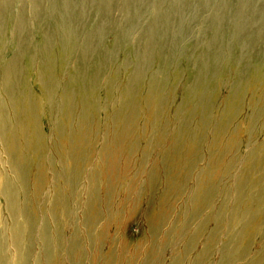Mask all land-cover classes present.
<instances>
[{
  "label": "rangeland",
  "instance_id": "rangeland-1",
  "mask_svg": "<svg viewBox=\"0 0 264 264\" xmlns=\"http://www.w3.org/2000/svg\"><path fill=\"white\" fill-rule=\"evenodd\" d=\"M27 1L0 15L5 263L15 232L25 264H264V0H76L66 39Z\"/></svg>",
  "mask_w": 264,
  "mask_h": 264
},
{
  "label": "bare ground",
  "instance_id": "bare-ground-1",
  "mask_svg": "<svg viewBox=\"0 0 264 264\" xmlns=\"http://www.w3.org/2000/svg\"><path fill=\"white\" fill-rule=\"evenodd\" d=\"M4 1L3 0H0V15H1V12L2 13L4 12L3 5H2V3ZM71 1H76V0H56V1H54V0H40V1L39 0H29L26 3L27 4V11L28 12L27 13H23V14H19V12H18L14 16H16L15 18H25V20H26L25 21V26L28 27V30L30 32H36V30H38V28L37 27L36 28H32L31 27L32 22L35 20V23L37 22V24L40 25L42 23V21H43V18L47 17V13L48 12L53 13L55 16H59L61 18V20H62L61 24L56 25V30H60V31L64 32V34H63V38L64 39H66L68 37L71 38L70 30H71V27H72V18L71 17H68L66 15L67 6H64V5H68V4L69 5L75 4V3H72ZM181 1L178 4H176V5H172V7H174V8L177 9V15L179 14V11H180V14L178 15V18H179V20L181 19L182 21H181V25H179V26L185 27L186 24H187V21H192L194 19V17L197 15L196 12H193V11H195L194 9L196 8V5L195 6H185V4H182L181 5ZM201 1L203 3L202 6L206 7V5L210 1H213V0H201ZM214 1H217V0H214ZM44 3H47L48 7H44L43 6ZM104 4L99 5L101 8H103V10L105 8L104 7L105 6ZM220 4L223 5V1ZM55 7L59 8L60 9V12L57 11V10H54ZM4 8H6V5L4 6ZM9 8H10V5H9ZM34 9H36V11H39L40 15L39 16H34V17L30 18L28 13H33ZM208 9L209 8H207L206 10H208ZM126 10L128 11V6H126ZM10 14L13 15V13L11 12V9H10ZM188 14H189V17H187ZM43 16H45V17H43ZM123 18L125 20H123L120 23V27L121 26H124L129 21V16L128 15H126ZM12 19H13V17H12ZM1 20H2V18L0 16V32H3L4 25L1 23ZM120 27H119V32H120ZM78 29L81 32H84L83 30H81L82 29V25H81V27L78 26ZM114 33H118L117 29H115ZM31 35L32 34L29 35L30 39L32 38ZM118 37L120 38V34L118 35ZM76 40H77V38H74V41H76ZM49 44H50V41H49V43H48V41H46V44H44L45 45L44 48H46L45 49V52H46L45 53V57H50V59L48 58L47 61L44 60V63H46V66H47L48 69L50 68V65H51L50 63L52 61H54L55 56H56V54H55L56 49L50 47ZM64 53L65 54H68L69 51H66ZM0 57H1V55H0ZM133 119L134 118L130 117L128 114L123 117V121L121 123L122 124L121 129L124 130V131L126 130L124 136L127 134L128 130H129V127H130V124H131V122H132ZM39 130H40V127H38V131ZM0 131L3 132L2 126H0ZM38 135H39V133H38ZM14 158H16V156H14ZM20 168H21V171L20 172L22 173L21 191H23V189L24 190L29 189L30 180H28V183H26V177H28L29 172L25 171L27 169V167H25L24 170H22V167H20ZM4 172H5L4 170L0 169V173H1L2 176H3ZM37 174H39V173H37ZM39 176H40V174H39ZM10 186H11V184L9 182H7L4 177H0V189H3V191L6 192V195H4V198H5L6 202L12 201V199H13L11 197V195H8V189L10 188ZM37 189H38V192H39L40 191V183L38 181H37ZM91 204H93V203L91 202ZM93 206H95V204H93ZM90 207H91V205H90ZM16 210H17L16 206L13 205L12 206V209H10L9 212H10V214H15V211ZM95 219H96V214H95ZM95 219L94 220H91V225L92 226L96 222ZM31 220L33 221L34 218H31ZM14 234H15V232L14 233L11 232V235L9 236V238L6 239L7 241L10 240L12 242L13 249L15 250V262H14V264H25V261L21 257L22 245H19L22 242L23 237H22L21 234H18L16 236V239H15ZM2 243H3V240L0 241V248H1ZM47 249H48V247H47ZM2 251L3 250H0V253ZM4 260H3L2 256L0 255V264H6Z\"/></svg>",
  "mask_w": 264,
  "mask_h": 264
}]
</instances>
